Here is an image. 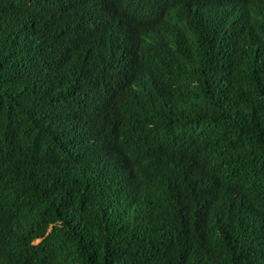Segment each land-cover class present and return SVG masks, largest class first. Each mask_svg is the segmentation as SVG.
Segmentation results:
<instances>
[{
  "label": "trees",
  "instance_id": "16d2710c",
  "mask_svg": "<svg viewBox=\"0 0 264 264\" xmlns=\"http://www.w3.org/2000/svg\"><path fill=\"white\" fill-rule=\"evenodd\" d=\"M0 264H264V0H0Z\"/></svg>",
  "mask_w": 264,
  "mask_h": 264
}]
</instances>
